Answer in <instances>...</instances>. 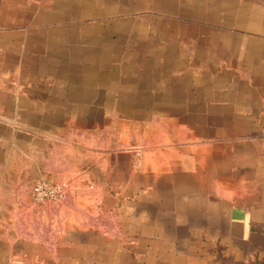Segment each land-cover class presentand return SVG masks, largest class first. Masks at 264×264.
<instances>
[{
    "label": "crops",
    "instance_id": "1",
    "mask_svg": "<svg viewBox=\"0 0 264 264\" xmlns=\"http://www.w3.org/2000/svg\"><path fill=\"white\" fill-rule=\"evenodd\" d=\"M220 262L264 263V0H0V264Z\"/></svg>",
    "mask_w": 264,
    "mask_h": 264
},
{
    "label": "rangeland",
    "instance_id": "2",
    "mask_svg": "<svg viewBox=\"0 0 264 264\" xmlns=\"http://www.w3.org/2000/svg\"><path fill=\"white\" fill-rule=\"evenodd\" d=\"M118 126H120V128H118ZM123 132H126V131H123L121 129V125H118L117 123H115L114 124L113 134L117 137L119 134H121ZM118 137L121 138V135L118 136ZM113 151L115 153H119L121 155L124 152L130 153V156H131V161H130L131 169L134 172L142 171V169H143V148H142V146L138 145L137 143L129 144V145H123L122 143L118 142V143H115V145L113 146ZM139 159H140V163H139ZM39 179H44V180H47V181H50V182H56V183L62 184L64 186V188H65V193H66L65 197H67L69 191H72L73 187H74V183L72 182L73 179H66V178H60V177H56V176H46L45 175V176H41V177H38V178H34L30 182H28V187L27 188L30 189L31 187H33L34 183L37 180H39ZM31 197H32V193H31ZM218 264H229V263L220 262Z\"/></svg>",
    "mask_w": 264,
    "mask_h": 264
},
{
    "label": "built area",
    "instance_id": "3",
    "mask_svg": "<svg viewBox=\"0 0 264 264\" xmlns=\"http://www.w3.org/2000/svg\"><path fill=\"white\" fill-rule=\"evenodd\" d=\"M65 196L66 193L64 186L56 182L39 179L32 187V200L36 203H54L62 200Z\"/></svg>",
    "mask_w": 264,
    "mask_h": 264
},
{
    "label": "water",
    "instance_id": "4",
    "mask_svg": "<svg viewBox=\"0 0 264 264\" xmlns=\"http://www.w3.org/2000/svg\"><path fill=\"white\" fill-rule=\"evenodd\" d=\"M247 264H264V263H247Z\"/></svg>",
    "mask_w": 264,
    "mask_h": 264
}]
</instances>
